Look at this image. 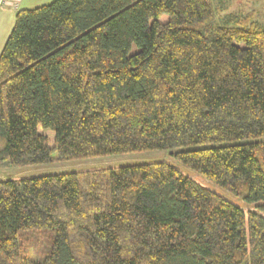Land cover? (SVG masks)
<instances>
[{"label":"trees","instance_id":"1","mask_svg":"<svg viewBox=\"0 0 264 264\" xmlns=\"http://www.w3.org/2000/svg\"><path fill=\"white\" fill-rule=\"evenodd\" d=\"M218 0H54L0 55V264H264V21Z\"/></svg>","mask_w":264,"mask_h":264},{"label":"rangeland","instance_id":"2","mask_svg":"<svg viewBox=\"0 0 264 264\" xmlns=\"http://www.w3.org/2000/svg\"><path fill=\"white\" fill-rule=\"evenodd\" d=\"M217 1L218 0H215L216 3ZM224 1H226V12L243 11V14L244 13L248 14L253 11L256 15L255 16L256 20L264 21V0H224ZM9 11L10 12H8V10L0 11V55L15 24L17 11H13V10H9ZM5 12L6 15L8 14L7 16L5 15ZM175 152L176 150H162V151L124 154L118 156H109L103 158L86 159L79 161L78 160L65 161V162L56 161L57 156L55 155L54 156L55 160L48 164L1 170L0 180L10 179V178L35 177V176H42L53 173H64V172H72V171L98 169L105 167L148 163L155 161H166L174 165L183 173L189 175L190 177H192L202 185L225 196L229 200H232L236 204L240 205L242 208L246 210H252L254 208L252 205L245 204L244 202L240 201L232 194L222 190L213 182L209 181L200 174L192 171L188 167L184 166L182 163L178 162L174 157Z\"/></svg>","mask_w":264,"mask_h":264},{"label":"crops","instance_id":"3","mask_svg":"<svg viewBox=\"0 0 264 264\" xmlns=\"http://www.w3.org/2000/svg\"><path fill=\"white\" fill-rule=\"evenodd\" d=\"M51 1H54V0H22L19 10H21V9H32V8H35V7H38L41 5L49 4V3H51ZM2 10H6V11L8 10V12H10L9 10L19 11V10L11 9L10 7H5ZM2 10H0V11H2ZM5 15H6V12H5ZM9 18H10V16H9Z\"/></svg>","mask_w":264,"mask_h":264},{"label":"built area","instance_id":"4","mask_svg":"<svg viewBox=\"0 0 264 264\" xmlns=\"http://www.w3.org/2000/svg\"><path fill=\"white\" fill-rule=\"evenodd\" d=\"M22 0H0V10L5 7H10L14 10H19Z\"/></svg>","mask_w":264,"mask_h":264}]
</instances>
